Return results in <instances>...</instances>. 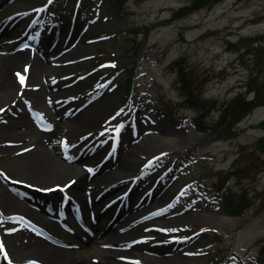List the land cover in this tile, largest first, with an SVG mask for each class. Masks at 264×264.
Instances as JSON below:
<instances>
[{"label":"rangeland","instance_id":"1","mask_svg":"<svg viewBox=\"0 0 264 264\" xmlns=\"http://www.w3.org/2000/svg\"><path fill=\"white\" fill-rule=\"evenodd\" d=\"M190 2L0 0V17L6 15L0 24L7 21L10 26L3 37L11 44L17 19L18 31L41 14L62 32L68 22L76 21L68 25V32L81 33L80 37L59 38L48 57L39 48L30 52L44 56V65L51 68L43 66L45 77L52 81L53 101L46 104L51 121L57 118L56 111L61 114L62 128L53 142L62 147L61 154L55 152V162L75 164L93 179L80 191L70 186L65 193L77 201L90 194L96 206L92 211L99 213L101 198L123 191L125 176L135 177L126 196L129 207L143 216L136 222V234L142 237L144 255L118 264H264V165H257L264 161V151L254 145L264 136L260 126L264 103L238 121L230 135L201 131L193 122L198 107L184 100L171 68L173 60L183 57L184 66L203 77L199 97L215 102L206 116L209 123L217 119L220 105L236 93L247 92L251 98L254 90H246L248 81L252 88H264V0H221L171 18L174 10ZM88 15L90 20H82ZM136 42L141 45L134 52ZM43 77L41 73L37 79ZM23 108L0 115V172L4 174L0 204L13 194L39 215V226L48 229L56 223L54 217L41 215L19 194L33 203L58 206L62 193L45 189H57L71 174L34 176L53 162L36 158V150L5 130V120ZM120 124L124 126L116 141L114 130ZM161 135L175 138L177 145L164 144ZM48 146L54 149L51 142ZM247 165L252 167L250 175L240 181L231 177L223 185L225 170ZM118 168L126 175H118ZM154 185V192L141 197ZM240 187L250 206L243 215H235L228 201ZM97 189L101 192L96 193ZM223 214L237 219L222 224ZM12 218L0 213V237L14 264H28L32 259L41 260L40 264L63 263L65 255L84 249L70 244H84L87 239L89 246H100L103 240V235H97L92 241L94 235L86 229L78 228L77 233L61 223L52 235H46ZM93 218L98 215L89 213V226Z\"/></svg>","mask_w":264,"mask_h":264},{"label":"bare ground","instance_id":"2","mask_svg":"<svg viewBox=\"0 0 264 264\" xmlns=\"http://www.w3.org/2000/svg\"><path fill=\"white\" fill-rule=\"evenodd\" d=\"M90 19L91 16L88 15L82 20L85 21ZM17 24L19 25L18 19L14 24V30L16 31L19 29ZM31 29L28 30V32L30 31L34 38L38 40V46L40 50L44 52L45 57L53 54L52 52L54 50L52 49L54 48L55 44L54 33L50 31L47 26H45V28L40 27L36 32H33ZM21 31H23V29H21L19 32ZM1 35L2 34H0V105L3 111H0V115L4 114L6 110L13 108L19 109L21 106L24 107L21 111L15 112L16 117L14 116V118L11 117L5 120L4 123H6V125L8 124V127L4 124L6 126V132L8 134L18 136L19 138L17 139L22 140L23 145L26 147H32L34 150H36V158L44 159L49 164L53 162L51 166L45 170V172H35L34 176L50 178L54 176L57 177L71 174V176L68 175L69 177L62 184L58 183L57 186L61 188L66 184H71L74 189L80 191L81 188L90 185L91 181H93L92 177L90 178L87 172L78 169L75 164L65 161L55 162L58 157V153H62L61 145L59 146L58 143H53L55 142L54 139L56 138V135L58 133L61 134L60 131L62 128L59 127V118L61 114H58L59 112L56 111L55 115H57V118H54L51 121V114L49 113V107L46 103H52L50 101V99L52 100L50 91L52 81L47 76L45 77V74L43 73V66H45L43 63L44 59L42 58V60L37 55L32 58L29 57L26 53L27 50L15 51L5 43L4 37ZM26 66L28 67V72L25 74L24 70ZM46 66L50 68L49 65ZM17 73L26 75V82L24 86L19 83V79L16 75ZM41 73L44 75V77L43 79L38 80L37 78ZM29 108L30 111H28ZM37 120L44 123L45 130L38 129L36 124ZM57 125L58 130H55L54 127ZM18 127H22L24 130H19ZM156 137L157 136L154 135V138ZM159 137L160 140L164 141V144L177 145L175 138L166 137L164 135ZM50 142L53 144V150H51L48 146ZM55 152L58 153L56 154ZM36 158L33 160H37ZM122 173L124 174L126 172H124V170L122 171L121 168H118L117 174L120 175ZM72 181H75V183H71ZM0 213L4 214L6 217L18 216L19 218H28L31 220L33 226L36 228H41L42 231L47 232V228L45 226H39L41 223L36 219L39 218V215H34L27 204L23 203L13 194H9L4 198V202L2 205L0 204ZM43 219L45 221L46 217H43ZM65 219V215L60 216V220L65 221ZM219 220L222 224L236 221V219L230 217L227 214H223ZM57 226L59 227L57 222L55 224L52 223V225H49L48 229L51 230V233H54V230L57 229ZM101 229H103L101 232V235H103L102 242L113 243L120 239L121 235L117 231L116 226L99 221L95 228L97 231L96 233H99ZM95 238L96 236L90 239L95 241ZM86 241H83L84 244H81L80 242V246H83L84 248L82 251L75 253V255H65L63 260L64 262L62 263V261H60L58 264H64L69 261H74L76 264H118L119 261L126 258L125 251L100 248L97 244L89 246L87 239ZM77 242L78 241H76V244ZM41 254L42 256H46L45 258H49L47 257L48 253L41 252ZM32 260L38 263L41 262V260Z\"/></svg>","mask_w":264,"mask_h":264},{"label":"trees","instance_id":"3","mask_svg":"<svg viewBox=\"0 0 264 264\" xmlns=\"http://www.w3.org/2000/svg\"><path fill=\"white\" fill-rule=\"evenodd\" d=\"M221 0H191L187 5H183L177 10L173 11L172 19L181 18L193 11L204 7H210L213 4ZM140 43L136 42L134 51L136 52ZM233 46V44H231ZM237 45H235L236 47ZM237 48V47H236ZM183 57L177 58L171 62V68L175 72L176 83L182 95L185 96L187 102L192 103L198 107V114L194 117V123L197 127L206 131L207 129H213L217 131L219 135L227 136L232 134L231 128L240 121L246 114L252 111L256 106L264 103V88L251 87L250 81L247 82V91L254 90L251 98L247 97V92H238L226 103H222L219 108L218 117L213 123H209L206 120V116L211 109L214 108L215 102L211 100H204L199 97V85L203 80L200 75L193 72L191 69H187L183 63ZM262 86V85H261ZM261 128H264V119L260 122ZM255 147L264 151V136L257 139ZM257 165L263 166L264 161H260ZM252 167L237 166L234 170H226L222 182H226L230 177H235L237 180H241L247 175L251 174ZM246 173V174H245ZM232 199H229V204L232 207V214L243 215L245 210L250 206L246 191L240 187L239 192H232Z\"/></svg>","mask_w":264,"mask_h":264},{"label":"snow or ice","instance_id":"4","mask_svg":"<svg viewBox=\"0 0 264 264\" xmlns=\"http://www.w3.org/2000/svg\"><path fill=\"white\" fill-rule=\"evenodd\" d=\"M48 2L49 3H52V0H48ZM39 11H43V9H40ZM33 23H35V21H33ZM25 47H28V45H25ZM115 66H116L115 64L111 65V67H115ZM24 71H25V74L28 72V67L27 66L25 67V70ZM16 75H17V77L19 79V83L22 86H24L25 85V82H26V75H22L21 73H17ZM0 111H3V109H0ZM121 111H123V110H121ZM117 115H119V113H117ZM123 126H124L123 124H120L119 126H117L115 128V134H116V136H119V134H120L121 129L123 128ZM101 135H103V133H101ZM113 151H115V148H113ZM89 171H92V170L89 169ZM0 176H4V174L2 172H0ZM13 183H20V181H14ZM71 183H75V181H72ZM70 186H71V184L65 185L64 187L67 188V187H70ZM29 187H31V186L29 185ZM56 190L63 191L64 189L63 188H57V189L49 188V189H45V191H49V192L56 191ZM19 221H23V217L19 218ZM27 226H28L27 223H24V227H27ZM0 255H2L3 258H4V260L7 261V264H12V261L9 258V254H8V252H7V250H6L5 245H4L3 242H0ZM29 264H34V262H29Z\"/></svg>","mask_w":264,"mask_h":264}]
</instances>
